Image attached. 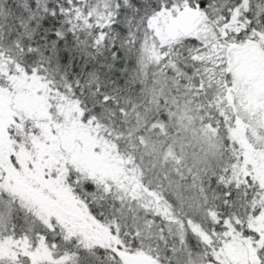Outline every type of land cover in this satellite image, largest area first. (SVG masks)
<instances>
[{"label": "snow or ice", "instance_id": "obj_1", "mask_svg": "<svg viewBox=\"0 0 264 264\" xmlns=\"http://www.w3.org/2000/svg\"><path fill=\"white\" fill-rule=\"evenodd\" d=\"M0 264H264V0H0Z\"/></svg>", "mask_w": 264, "mask_h": 264}]
</instances>
